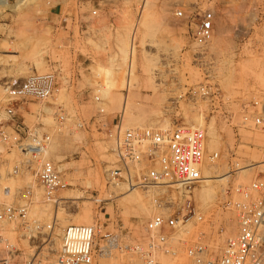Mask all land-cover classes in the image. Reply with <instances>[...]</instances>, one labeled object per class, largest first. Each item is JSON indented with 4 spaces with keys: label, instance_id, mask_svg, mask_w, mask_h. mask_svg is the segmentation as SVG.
<instances>
[{
    "label": "rangeland",
    "instance_id": "1",
    "mask_svg": "<svg viewBox=\"0 0 264 264\" xmlns=\"http://www.w3.org/2000/svg\"><path fill=\"white\" fill-rule=\"evenodd\" d=\"M102 7V15L93 24L71 23L69 39L62 17L87 12L88 3L81 8L78 0H7L0 6V80L37 76L43 82L58 70L60 90L47 102L29 101L23 116L27 125L51 136L52 154L47 158L67 182L49 200L35 171L14 173L27 156L0 142V209L28 202L29 220L55 221L56 237L70 224H98L101 234H121L125 245L141 238L146 221L160 211L154 203L156 192L135 188L130 193L126 183L108 184L106 171L116 161L113 143L94 127H77L78 119L89 120L102 107L110 120L122 119L126 127L175 122L204 126L208 148L219 156L208 164L204 181L191 193L196 210L208 217L227 189L247 186L257 176L264 178V136L238 131L226 121L198 112L182 96L189 87L208 80L234 101V124L240 120L243 99L264 100V0H112ZM180 8L194 15L208 9L215 13L214 36L206 47L193 42L190 23L175 17ZM133 43V74L127 86L129 68L119 59L121 47L127 46L130 54ZM67 77L72 84H66ZM99 90L101 103L93 98ZM59 109L69 117L62 125L57 119ZM201 109H205L203 103ZM28 189L31 194L26 198ZM216 221L214 237L217 247H222L227 237L236 234L237 225L228 221L223 232V217ZM6 228V236L15 240L18 233L13 226ZM210 229L207 222L194 219L186 237L194 241ZM95 264L142 261L114 250L112 255L96 258Z\"/></svg>",
    "mask_w": 264,
    "mask_h": 264
},
{
    "label": "built area",
    "instance_id": "2",
    "mask_svg": "<svg viewBox=\"0 0 264 264\" xmlns=\"http://www.w3.org/2000/svg\"><path fill=\"white\" fill-rule=\"evenodd\" d=\"M109 1L112 0H78L79 7L88 3L90 9L62 17L61 25L68 31V38L73 34L71 23L93 24L102 15V3ZM175 17L191 24L190 35L198 47L204 48L212 41V10H198L194 15L180 8ZM59 66L63 68V64ZM56 72L49 74L44 83L37 76L0 80V142L27 156L14 168V173L35 171L49 200H53L56 191L66 188L67 182L47 158L51 136L41 132L40 127L27 125L23 112L29 101L47 102L60 90ZM66 84H72L71 77L66 78ZM93 98L102 102L100 90ZM182 98L194 110L226 121L238 131L249 130L264 136V100L243 99L239 103L240 120L234 124V101L208 80L189 87ZM201 103L205 109L200 110ZM59 110L57 119L62 125L69 117L65 110ZM76 125L94 127L113 143L116 161L106 171L108 184L126 183L132 188L155 190L154 203L160 211L146 221L141 238L122 245L121 234H101L98 224H70L56 237L55 221L43 224L29 220L28 202L4 206L0 209V264H95L96 258L112 255L114 250L134 254L142 264H264L263 177L257 176L247 186L227 189L208 217L194 206L192 188L204 181L205 168L219 156L217 151L210 152L204 126L175 122L167 126L126 127L122 119L110 120L102 107L89 120L78 119ZM30 194L28 189L24 196L28 198ZM217 217H223V232L226 222L234 220L237 225L236 234L227 237L222 247H217L214 237ZM194 219L207 222L211 229L190 241L186 234ZM8 225L18 233L15 240L5 234ZM128 234L130 230L125 235Z\"/></svg>",
    "mask_w": 264,
    "mask_h": 264
},
{
    "label": "bare ground",
    "instance_id": "3",
    "mask_svg": "<svg viewBox=\"0 0 264 264\" xmlns=\"http://www.w3.org/2000/svg\"><path fill=\"white\" fill-rule=\"evenodd\" d=\"M147 2V1H146ZM7 4V0H0V6H2V5H6ZM146 4V3H145ZM136 29V28H135ZM134 29V30H135ZM135 32H136V30H135ZM133 40V39H132ZM122 41V40H121ZM126 42V41H125ZM122 44H124V41H123V43ZM126 44H128V43H126ZM126 44H124V45H126ZM120 45V44H119ZM123 45V47H121L122 49H121V59H119L120 61L122 60V63H126L127 65H128V68H129V70H128V77H127V86H129V84H130V79H131V76H132V74H133V66H134V64H133V61H134V59H135V47L133 46L134 45V43L132 44V46H131V50H130V54H129V50H127L126 48H124V47H127V46H124ZM121 46V45H120ZM128 48V47H127ZM4 60V59H3ZM6 60V59H5ZM114 60V59H113ZM7 61V60H6ZM5 62V61H4ZM122 105H123V112L126 110V106H127V99L125 98V100L123 101V103H122ZM51 148H53L54 149V145L51 147ZM51 154H52V151L51 150H48L47 151V155H50L51 156ZM5 175V174H4ZM121 188H122V186H121ZM128 190H130L129 192L131 193H133V191L135 190V188H128ZM63 193V192H62ZM63 195V194H62ZM60 196V198H64L65 199V196ZM65 195V194H64ZM56 202V201H55ZM52 203V202H51ZM88 208V207H87ZM48 210H49V208H47ZM86 213H89V210H86ZM102 258V257H101Z\"/></svg>",
    "mask_w": 264,
    "mask_h": 264
}]
</instances>
